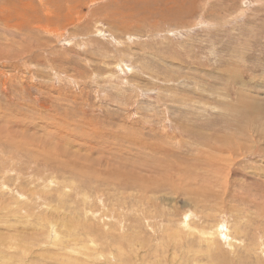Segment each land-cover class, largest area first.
<instances>
[{"label": "rangeland", "instance_id": "1", "mask_svg": "<svg viewBox=\"0 0 264 264\" xmlns=\"http://www.w3.org/2000/svg\"><path fill=\"white\" fill-rule=\"evenodd\" d=\"M0 200V264H264V0H0Z\"/></svg>", "mask_w": 264, "mask_h": 264}, {"label": "bare ground", "instance_id": "2", "mask_svg": "<svg viewBox=\"0 0 264 264\" xmlns=\"http://www.w3.org/2000/svg\"><path fill=\"white\" fill-rule=\"evenodd\" d=\"M68 144V143H67ZM7 168V167H6ZM12 172V171H11ZM6 176V175H5ZM7 177V176H6ZM6 177H2L3 179L5 178L6 179ZM8 181V180H7ZM4 183V182H3ZM13 183V182H12ZM1 186H3L2 184H1ZM16 186V185H15ZM19 188V187H18ZM33 188V187H32ZM20 189V188H19ZM4 190H5V187H4ZM9 190V189H8ZM31 190V189H30ZM10 191V190H9ZM9 191H8V193H9ZM12 191V190H11ZM1 192H3V191H1ZM4 193V192H3ZM11 194V193H10ZM3 195V194H2ZM14 196V195H13ZM9 197H10V195H9ZM8 199V198H7ZM10 200V199H9ZM9 202V201H8ZM14 202V201H13ZM5 204V202H3V203H1V200H0V243L2 244V250H3V258H6L7 259V257H10V259H11V257H16V258H18L19 256H22V255H28V254H30V253H32L29 249H28V246H29V243H25V242H28V241H31V239L34 237V236H36L37 234H38V232L40 231V230H38V229H35V231L33 230V231H27V233L29 232V236H27V238H25V239H22V238H20L19 240H20V242H18L19 244H11L10 243V241L8 242V238H13V236H12V232H7L9 229H11V224L9 223L10 221H11V219H14L15 217H18V216H16L15 214H17V211L15 212V214H13V211L15 210V209H13V211L12 210H10V209H12L11 207H9L10 205H12V204H9L7 207L4 205ZM18 206V205H17ZM20 206V205H19ZM18 206V207H19ZM48 210V209H47ZM51 210V209H50ZM28 211V210H27ZM19 213H21V212H19ZM28 213V212H27ZM52 213V212H51ZM18 215V214H17ZM19 215H21V214H19ZM29 215V214H28ZM33 215V214H32ZM23 216H25V215H22V217ZM39 216V215H38ZM46 216V215H45ZM29 217V216H28ZM33 217V216H32ZM48 217V216H47ZM62 217V216H61ZM38 219H40V217H37ZM65 218V217H64ZM42 219V218H41ZM24 220H26V219H24ZM46 220V219H45ZM26 222V221H25ZM29 222V221H28ZM27 222V223H28ZM46 222V221H45ZM45 222H43V223H45ZM13 223V222H12ZM22 223V222H21ZM47 223V222H46ZM10 224V226L8 227V225ZM25 224V223H24ZM49 224H51V226L53 225V226H56V225H54L55 223L54 222H49ZM69 224V223H68ZM4 225H6V227L4 226ZM14 225V224H13ZM12 225V226H13ZM23 225V224H22ZM26 225V224H25ZM28 225V224H27ZM43 225V224H42ZM5 227L4 229H5V231L6 232H3L2 231V227ZM19 226V225H18ZM33 225H31V227H32ZM17 227V226H16ZM21 227V226H20ZM23 227V226H22ZM27 228V227H26ZM25 228V229H26ZM56 228V227H55ZM29 229V228H28ZM52 229V228H51ZM19 230V229H18ZM68 230V229H67ZM87 230V229H86ZM15 231V230H14ZM25 231V230H24ZM86 232H88V233H90V230H87ZM92 232H94V231H91V233ZM14 234V233H13ZM17 235H21V234H17ZM16 235V236H17ZM90 235V234H89ZM15 236V237H16ZM25 237V236H24ZM75 238V237H74ZM56 239V238H55ZM77 239V238H76ZM75 239V240H76ZM79 239V238H78ZM72 240H74V239H72ZM95 239H93V241H94ZM91 241V240H90ZM46 242V241H45ZM67 244V243H66ZM77 244V243H76ZM43 245H45V244H43ZM60 245H62V243L60 244ZM102 245V244H101ZM46 246V245H45ZM47 246H48V244H47ZM97 246V245H96ZM58 247V246H57ZM56 247V248H57ZM47 248V247H46ZM45 248V249H46ZM120 249H122V247L120 246L119 247ZM73 249H75V248H73ZM54 250V249H53ZM76 250V249H75ZM105 250V249H104ZM73 251V250H72ZM97 251V250H96ZM76 252V251H75ZM91 252V251H90ZM86 253V252H85ZM99 253H101V250L99 251ZM75 254V253H74ZM89 254V253H88ZM92 254H93V252H92ZM90 255V257H91V254H89ZM96 255V254H95ZM78 256V255H77ZM96 257V256H95ZM103 257V255L101 256L100 255V258H102ZM15 258V259H16ZM57 258V257H56ZM83 258H84V256H83ZM88 258V260H89V256L87 257ZM14 259V258H13ZM14 259V260H15ZM5 260V259H4ZM9 260V259H8ZM19 260V259H18ZM58 260H59V257H58ZM83 260V259H82ZM3 261V260H2ZM90 261V260H89ZM101 261V260H100ZM7 262V261H6ZM91 262V261H90ZM90 262H87L86 264H91ZM98 264H102V262H100V263H98Z\"/></svg>", "mask_w": 264, "mask_h": 264}]
</instances>
